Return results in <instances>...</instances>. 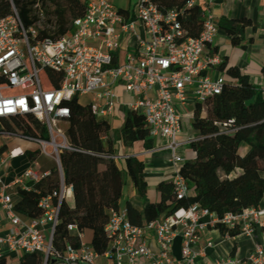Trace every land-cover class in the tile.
I'll return each mask as SVG.
<instances>
[{"label": "built area", "instance_id": "2783aa9c", "mask_svg": "<svg viewBox=\"0 0 264 264\" xmlns=\"http://www.w3.org/2000/svg\"><path fill=\"white\" fill-rule=\"evenodd\" d=\"M214 2L189 0L187 4V9L201 8L203 30L197 38L188 35L182 11L163 12L149 0H139L132 10L119 9L112 0H89L84 14L66 26L71 35L60 38L45 36L48 26L54 32L60 27V18L57 13H45L44 1L29 2L25 15L12 2L14 14L0 20V137L30 141L39 156L52 159L59 171L60 201L67 199L71 187L65 185L60 156L76 151L67 128L61 127L71 116L69 103L76 98L93 116L108 121L119 104L116 87L121 85L134 98L128 110L141 113L150 136L166 142L164 149L174 165V200L191 196L181 174L186 158L180 150L191 144L181 140V109L220 95L226 84L224 76L213 75L222 59L208 54L220 31L211 11ZM132 35L136 36L135 50L127 52L125 63L116 65L118 52ZM30 117L46 127V138L11 128L14 120L29 124ZM24 156L22 148L0 153L4 172L0 173V221L3 217L9 225L4 234L0 227V264L7 252L19 256L42 253L45 264H99L100 255L85 241L78 225L68 226L69 234L78 240L77 247L66 241L63 249L54 248L60 202L55 204L51 196L41 199L40 218L29 220L16 212L19 192L33 190L50 179L54 170L44 171L33 161L8 182L13 160ZM102 156L120 159L112 154ZM108 214L105 234L110 248L105 255L115 264H137L141 258L148 264H239L231 257L200 263L201 253L195 250L200 235L222 226L254 238L256 228H264V207L219 216L195 204L142 227L132 224L126 209H110ZM150 233L157 252L146 244ZM179 237L181 259L173 256V244ZM245 264H264V245L256 246Z\"/></svg>", "mask_w": 264, "mask_h": 264}, {"label": "trees", "instance_id": "16d2710c", "mask_svg": "<svg viewBox=\"0 0 264 264\" xmlns=\"http://www.w3.org/2000/svg\"><path fill=\"white\" fill-rule=\"evenodd\" d=\"M17 6L25 0H0V20L14 14L12 2ZM163 12L182 11L183 21L188 28V35L197 38L203 30L201 8L187 9L189 0H149ZM78 6L77 16H82L87 7ZM15 5V6H16ZM24 6L21 8L22 15ZM219 29L227 34L235 47L246 48L245 33L253 23L248 18L218 21ZM70 32L60 37L69 36ZM58 37V38H60ZM212 48L209 55H217ZM115 64H119L117 59ZM222 71L237 80L236 84L226 82L223 92L197 103L193 113V128L198 132L196 140L190 148L195 154L192 160H186L181 169L192 190V195L175 201L173 181L171 203L163 201L159 204H148L145 208L146 223L167 217L181 208H189L198 204L204 209L219 216L228 213H241L246 209L259 208L264 200V87L254 85L247 75L237 67L226 69L225 62L220 65ZM264 78V67L262 69ZM59 84H55L58 87ZM71 116L66 129L70 143L76 149L65 151L60 160L67 187L73 189L74 206L67 199L60 201L59 171L47 181L36 184L31 191L21 190L15 200L16 212L29 220L40 218L43 214L39 207L42 198L51 196L55 204L60 202L59 220L53 246L63 249L68 241L74 247L78 240L68 232V226L75 224L92 233V246L100 255L109 250L110 240L105 234V226L109 220L108 210H118L124 195L127 181L130 180L137 195L145 200L148 185L144 179L145 165L135 157H129L122 168L117 161L103 157L99 147L103 138L109 143L116 142V136L124 146L132 147L138 141H144L147 149H152L153 139L145 124L144 116L139 112L129 111L120 132L112 129L109 121L98 119L92 115L87 106L76 98L70 103ZM18 124V120H14ZM30 130L38 137L46 138V127L38 120L28 119ZM20 126V125H18ZM20 130L31 135L30 130L20 126ZM229 131V132H228ZM118 133V134H117ZM245 145L247 153L242 156L240 148ZM29 153V152H28ZM30 161H36L38 154L29 153ZM128 215L136 212L129 203ZM138 223L142 227L141 215L136 212ZM223 236L235 238L240 235L238 230L217 226ZM18 264H45L42 253H28L21 257Z\"/></svg>", "mask_w": 264, "mask_h": 264}, {"label": "crops", "instance_id": "0c3cea01", "mask_svg": "<svg viewBox=\"0 0 264 264\" xmlns=\"http://www.w3.org/2000/svg\"><path fill=\"white\" fill-rule=\"evenodd\" d=\"M134 8V7H133ZM133 8H126L122 10H129ZM212 14L216 18L217 22L221 18L228 19H242L248 18L252 21L253 27L248 28L245 33L246 48L235 47L231 43L230 37L223 31H219L214 43L208 49V54L212 48H216L218 55L225 62L226 69L229 67H237L242 74L247 75L250 81L257 87H264V78L262 75V69L264 67V0H215L212 6ZM140 34L143 35V30L140 28ZM136 43V36L132 35L129 41L125 42L121 50L117 54V62L121 65L125 63L126 54L128 51H134ZM214 77L224 76L226 82L236 84L237 80L230 77L226 70L222 71L220 68L214 72ZM116 92L119 97V104L114 112L113 117L108 121L115 132H120L122 129L127 114L129 113L127 104L131 103L134 98L127 95L124 88L119 85L116 87ZM194 107L192 104L181 109L183 116V132L181 135L182 141H194L198 135V132L193 128V113ZM188 109V110H186ZM29 125V124H28ZM30 126V125H29ZM30 130V128H26ZM31 135L35 136L34 132ZM118 134V133H117ZM153 147L147 149L144 141L136 142L132 147L124 146L118 135L116 136V142L111 144L107 137L103 138L99 147L101 155H116L120 157L117 161L120 167H125V161L129 157H135L145 165L144 179L148 185V191L146 199H141L133 187L130 180L127 181V189L124 190L123 198L120 202L119 209L127 210V206L130 203L132 207L141 215L142 223H146L145 208L148 204H159L163 201L171 203L172 189L170 183L172 182V176L174 171V165L171 160V156L167 150L164 149L166 142L161 138H152ZM29 142V141H28ZM26 140H13L6 141L3 137H0V153L6 154L9 150L14 148H22L25 151V156L13 160L12 172L10 178L7 180L11 182L16 176L21 175L24 170L30 164L29 153L38 154L37 146L33 143H28ZM248 151L245 145L240 148V154L244 156ZM29 152V153H28ZM180 154L186 158V160H192L195 158V154L190 148V145L185 146L180 150ZM44 171L53 170L56 165L55 162L45 156H39L36 160ZM3 174V170H0ZM29 186H32L29 184ZM19 197H15V200ZM73 199V203L67 202L70 206H74L73 189H70L67 197ZM260 207H264V200ZM136 212L130 214L129 219L133 223H138L139 218ZM163 218V217H162ZM1 233L9 228V225L4 218L1 217L0 221ZM85 241L88 244H92V233L83 229ZM75 234H72V236ZM148 248L153 251H158V246L153 233H150L145 238ZM264 245V228L258 226L254 238H248L243 235H239L235 238H229L222 235L217 229L209 230L202 233L197 240L195 250L201 253L198 261L205 263L209 260H217L223 258H234L239 264H245V261L251 255L256 246ZM181 246L182 239L179 237L173 244V256L177 259H181ZM110 248V246H109ZM23 255H17L7 252L5 258L1 264H18ZM99 264H115L113 261L107 258L104 254L99 258ZM137 264H148L144 259H139Z\"/></svg>", "mask_w": 264, "mask_h": 264}, {"label": "rangeland", "instance_id": "374dc122", "mask_svg": "<svg viewBox=\"0 0 264 264\" xmlns=\"http://www.w3.org/2000/svg\"><path fill=\"white\" fill-rule=\"evenodd\" d=\"M32 1H36V0H25L23 5H21L20 7L17 6L16 4L15 5L20 10L24 6V9H25L24 12L25 13L23 15H25L27 13L26 5ZM40 1H44L45 4H47L46 8H45L46 14L49 15L52 13H57L59 18H60L58 23H57V25L60 27L58 29H56L55 32L49 26L46 29L45 36L52 37V38H58L61 36V34L66 33V31H67L66 26H68L71 23V20L75 16H77V14H78V6L84 5L86 2L87 3L89 2V0H40ZM138 1L139 0H112L113 4L119 9H126V8L128 9L130 7L133 8ZM19 12L22 14L21 11H19ZM82 101L86 102L87 99L83 98ZM186 110H188V109H186ZM18 125L26 127V128H30V126L28 125L26 120H18V124H15V122H14L11 125V128L12 129H20L19 128L20 126H18ZM61 127L67 128L68 124L67 123H61ZM28 143H32V142L29 141ZM126 187H127V185H126ZM67 200L71 204L73 203V199L68 198ZM97 263H99V260Z\"/></svg>", "mask_w": 264, "mask_h": 264}]
</instances>
